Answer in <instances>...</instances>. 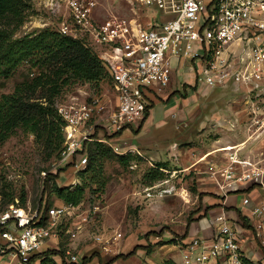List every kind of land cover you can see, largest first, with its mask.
Masks as SVG:
<instances>
[{
	"label": "rangeland",
	"instance_id": "1",
	"mask_svg": "<svg viewBox=\"0 0 264 264\" xmlns=\"http://www.w3.org/2000/svg\"><path fill=\"white\" fill-rule=\"evenodd\" d=\"M95 1L98 20L131 14L127 0ZM27 4L23 25L15 28L13 19H0V31L13 32L14 38L44 30L59 32L60 17L46 6V0H28ZM160 15L153 8H143L140 20L145 26ZM85 43L90 47L88 41ZM38 72L30 59L8 76L0 70V100ZM178 77L182 80V72ZM200 87L201 91L197 88L191 94L183 121L158 128L173 102L150 106L145 124L143 119L137 127L131 126L136 135L133 140L122 132L129 128L111 133L108 123L100 122L95 133L104 140L91 141L78 153L76 162L86 160L79 167L62 166L63 145L55 150L45 135L39 139L24 128L0 141V212L16 202L27 210L51 209L64 203L56 195L57 188L84 189L72 210L51 219V234L43 250L59 253L41 255L45 259L40 264H162L170 254L181 258L179 250L187 244L174 231L197 219L208 187L215 186L213 192L218 193L231 185L224 171L230 163V151L224 149L246 142L250 107L264 97V90H248L231 78ZM187 96L184 93L183 97ZM95 98L99 103L90 123L93 125L116 109V93L109 77L99 83L71 79L55 101L58 109L73 100L92 102ZM158 99L154 96L153 103ZM95 142L106 146L105 154L89 169V153L95 156ZM238 157L264 167V144L247 142ZM73 256L77 263L71 261ZM258 258L264 260L262 254ZM0 259L9 263L6 255Z\"/></svg>",
	"mask_w": 264,
	"mask_h": 264
},
{
	"label": "built area",
	"instance_id": "2",
	"mask_svg": "<svg viewBox=\"0 0 264 264\" xmlns=\"http://www.w3.org/2000/svg\"><path fill=\"white\" fill-rule=\"evenodd\" d=\"M131 14L95 16V0H46L58 17V31L85 39L97 49L106 65L116 93V109L108 117L90 125L99 99L73 100L58 112L65 122L61 165L79 167L75 157L96 137L100 122L111 133L140 124L150 104V95L161 92L177 69L190 64L197 80L211 87L233 79L248 90H264V0H127ZM143 8L161 15L143 25ZM95 49V50H96ZM252 107V108H251ZM247 117V140L264 144V97L253 102ZM102 123V125H104ZM228 155L224 169L231 184L254 182L264 188V167ZM249 199H244L247 205ZM73 205L42 206L27 210L18 202L0 212V254L28 264L39 254L50 236L51 219L65 215ZM249 218L264 245V202L252 209ZM210 242L201 237L190 240L182 251L184 264H251L242 251L237 229L225 215ZM264 247V246H263ZM77 263V257H72Z\"/></svg>",
	"mask_w": 264,
	"mask_h": 264
},
{
	"label": "trees",
	"instance_id": "3",
	"mask_svg": "<svg viewBox=\"0 0 264 264\" xmlns=\"http://www.w3.org/2000/svg\"><path fill=\"white\" fill-rule=\"evenodd\" d=\"M28 0H0V19H13L15 28L25 22ZM56 31L44 30L14 38L13 32L0 31V70L8 76L22 62L30 59L38 74L18 84L12 94L0 100V141H5L16 129L24 128L41 139L47 137L48 145L60 150L64 143L65 122L56 107V97L71 79L99 83L110 77L106 65L85 42ZM147 115L145 116V118ZM144 118V119H145ZM96 153H89L92 168L98 157L103 158L105 145L95 142ZM104 149V151H103ZM98 154V156H97ZM122 160H126L121 157ZM159 164L158 167H163ZM84 193L83 187L75 190L57 188L56 195L64 203L77 205ZM191 221L189 220V223ZM59 252L44 251L33 256H49ZM43 258V259H42ZM39 259V264L44 261ZM163 264H175L171 260Z\"/></svg>",
	"mask_w": 264,
	"mask_h": 264
},
{
	"label": "crops",
	"instance_id": "4",
	"mask_svg": "<svg viewBox=\"0 0 264 264\" xmlns=\"http://www.w3.org/2000/svg\"><path fill=\"white\" fill-rule=\"evenodd\" d=\"M179 72H182V80L178 77ZM184 75H188L190 77L187 78L184 77ZM200 84L201 83L198 82L197 75L193 67L186 63L183 67L175 71L170 84L164 91L153 92L150 95L149 100L151 106L153 107L163 104L166 101L169 103L173 102L169 109H167V117L165 120L159 121L158 128L166 127V125L169 123L177 124L184 120L183 117L189 105L191 94L197 91V88L199 91H201ZM184 93L188 95L185 98L183 97ZM157 95L160 97V99L153 103L152 100H154V96L156 97ZM147 119L145 118L144 121L142 120L143 125ZM138 125L139 124H136L134 126L137 127ZM126 128H129V130H123V134L127 138L133 140L136 135L132 134L131 126ZM227 187L228 188H225L226 190L224 189L225 191H218V193L213 192V189L216 188L215 186L208 187L210 190H206L204 193H212V195L207 194L202 198V206L197 219L190 223L187 222L181 227L180 230L178 229L174 232L182 238L181 242L183 244H188L190 240L195 237H201L210 242V240L216 236L220 225V223L217 222V217L220 215H225L237 229L241 248L247 257V261L251 264H264V260L258 258V255L261 256V254L264 257V245L262 244L261 237L258 236L256 230L257 221L255 219L249 218L252 209L264 202V188L255 184L254 182L245 184L236 183L228 185ZM240 197L242 198L241 200ZM244 199H249V203L247 205L243 204ZM2 243L3 240L0 237V244ZM44 251L45 250L42 249L41 253ZM159 251H162V249H159ZM179 251L182 253V250ZM38 255L39 254H36L34 256ZM7 257L9 258L8 264H20L17 258H12L11 256ZM167 260H171L175 264L183 263L182 256L178 260L175 258V256L170 254L164 261ZM32 262L33 264H39V259L36 258L32 260ZM32 262L30 260L28 264H32ZM0 264L4 263H1L0 261Z\"/></svg>",
	"mask_w": 264,
	"mask_h": 264
},
{
	"label": "bare ground",
	"instance_id": "5",
	"mask_svg": "<svg viewBox=\"0 0 264 264\" xmlns=\"http://www.w3.org/2000/svg\"><path fill=\"white\" fill-rule=\"evenodd\" d=\"M246 143H242L241 145H238V146H231V147H226L224 150H229L230 152L233 151V150H241L244 146H245Z\"/></svg>",
	"mask_w": 264,
	"mask_h": 264
}]
</instances>
